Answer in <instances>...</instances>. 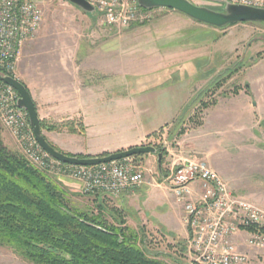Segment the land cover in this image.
<instances>
[{"label": "rangeland", "instance_id": "1", "mask_svg": "<svg viewBox=\"0 0 264 264\" xmlns=\"http://www.w3.org/2000/svg\"><path fill=\"white\" fill-rule=\"evenodd\" d=\"M32 1L38 5L42 12V21L34 36V38L37 37L40 30L38 36L40 38L38 44L42 45L38 51L40 57L47 58L53 54L63 53L64 58L74 59L76 58L75 53L78 45L83 48L85 46V56L82 57L78 52L77 58H83L87 62L89 61L90 64H101L100 74L102 80L109 77L108 75H112L118 81V98L116 102H114V99L111 102H105L109 101L108 99L103 100V111L109 108L113 111L112 114L103 112L105 118H117V120L127 118L126 114L120 115L119 110L122 107L129 106L133 101L129 89L132 82L141 80L144 74L152 69L151 65L155 64L160 57L168 58L170 63L180 64L181 62L183 64L189 62L185 65L196 66L195 76L202 79L192 91L194 100L192 101L193 107L191 110L171 122V127H175L173 133L168 134L167 129L164 131L163 127H160L149 136V141L141 144L157 145L155 146L157 151L162 152V150H165L162 166H158L155 154L151 155L152 157H150L148 163L144 162L143 165L148 168L145 173V183H148L149 186L145 185L146 188L156 187L165 177L159 175V170L162 168L165 171L164 173L167 174L172 162L176 163L180 159H203L217 173L215 165L224 168V172L231 178L238 181L239 179L242 180V183L245 184L243 186L245 191L256 192L258 190L256 184L262 187V191L264 190V177L259 178L260 174H264V147L258 145L260 141L264 144V22L235 23L218 28L196 22L182 13L168 8H152V11L146 12L148 14L145 13L149 16L147 19L132 22L124 28H114L106 25L96 10L92 13H86L66 0ZM190 1L195 5L205 6L216 11H222L224 7L223 4L212 0ZM62 44H67V46L61 51L58 46ZM54 47L55 49H52ZM165 47L166 49H164ZM159 48L163 49L161 52L163 55H159L161 54L158 51ZM191 60L194 64L190 62ZM246 84L249 85L250 90L246 88ZM235 88L237 94L249 90V98L245 103L248 110L254 108V114L241 115L239 121L244 122L247 126L246 138L247 135H251V138H249L251 140H248L243 148H237L236 146L219 147L215 148V151L218 150L219 153L207 155L206 140L203 138L204 133L199 131L203 129L201 125L207 114L210 113L207 108L219 102L221 114L225 117L228 116L229 122H233L234 117L231 112L234 108L240 106L241 101L245 98L235 97L236 94L233 93ZM199 98H201V102L206 104V107L200 104ZM251 102L255 106H252ZM229 112L231 114L227 115ZM152 118V116L144 118L147 123L136 129L138 131L141 128L142 130L151 129L153 127ZM126 125V123H118L117 130L101 133V136L96 140L91 138L85 143L82 139L77 138L72 143L89 151L99 150L106 145L110 152H99L97 154L106 155L115 152L116 150L112 151V149L118 148L120 143L127 139ZM59 128L61 127L59 126L54 131H59ZM78 128L79 130L76 131L80 133L81 128L79 125ZM0 129L3 142V138L6 139L4 144L11 150L18 152L31 164L20 150V147L9 142L6 132H4L5 129L1 125ZM252 132L254 136H252ZM133 133L137 132L134 131ZM231 134L234 135V133ZM64 137L61 136V138ZM228 139L231 138L228 137ZM221 151L230 154V161L223 163L220 161L221 159H218ZM239 156L244 157L238 160ZM210 158H214L215 161L212 162ZM40 171L65 188L69 194L71 206L79 210H96V203L98 202L102 203L103 206L108 203L111 204V202L115 203L113 200L109 202L107 199L110 196L106 194L101 197H94V194L83 193L80 184L75 180L48 174L44 170ZM219 176L221 175L219 174ZM168 190L169 188L165 189L166 192ZM170 192H168L167 197L174 205V210L169 212L162 210L160 213V210H154L151 206L150 208L153 211H158V214H165L168 218L167 223L173 221L175 226L180 229H173L171 233L167 232L168 229H165L166 227H163L161 223L157 222L154 225L147 223L143 226L146 235V246L148 251L165 253L167 257H163V259L171 264H188L189 257L187 253L181 251L182 245L185 244L184 239L180 237L182 206L176 201L173 192ZM169 193L172 195L169 196ZM239 195L244 198L247 197ZM156 196L159 197L160 201L161 196L159 194H156ZM137 200V197H135L132 202V206L135 208L138 205ZM247 200L252 202L250 199ZM139 211L138 214L135 213L136 216H133L138 219L134 220L138 224L146 218L143 215V210ZM130 218L132 217L130 216ZM158 218L165 221L164 217L158 216ZM128 226L136 232L140 227L137 225L136 227ZM0 264L33 263L16 255L10 248L0 245Z\"/></svg>", "mask_w": 264, "mask_h": 264}, {"label": "crops", "instance_id": "2", "mask_svg": "<svg viewBox=\"0 0 264 264\" xmlns=\"http://www.w3.org/2000/svg\"><path fill=\"white\" fill-rule=\"evenodd\" d=\"M39 32L37 37L26 41L22 46L16 62V72L19 80L26 86L34 101L39 119L46 124L63 125L59 128V131L42 129V133L47 140L52 142L62 152L83 156L97 155L99 152H110V149H108L106 145L99 150L89 151L88 149L82 148L80 145H74L72 141L77 140V138L82 139L85 143L91 138L96 140V138L101 136V133L115 130L118 123L127 124L125 127L127 139L122 141L118 148L112 149V151L141 145L145 141H149V136L160 127H163L162 129L164 131L167 129L168 134L173 133L175 127H171V122L181 115L188 113L193 107L192 101L194 98L192 96V91L202 79L199 76H195L196 66L194 65L193 67V65L190 64L185 65L189 62L183 64L181 62L180 64L170 63L168 58L160 57L155 64L151 65L152 69H149L141 80L132 82L129 89L133 101L129 106L122 107L119 110L120 115L126 114L127 118L124 120L105 118L103 117V112L112 114L113 111L110 110V108L103 111V100L108 99L109 101L105 102H111L112 99H114V102H116L118 98V81L116 78L112 75H108L109 77H105L104 80H102L100 74L101 64H90L89 61L87 62L83 58H77L78 52L82 57L85 56V46L83 48L81 45H78L75 53L76 58L74 59L64 58L63 53L57 55L53 54L47 58L40 57L38 51L41 49L42 45L40 43V45L38 44L40 39L38 38ZM66 46L67 44H62L58 46V49L62 51ZM52 49H55V47ZM159 49L158 51L161 53L163 49ZM164 49H166V47ZM169 50L171 49L169 48ZM159 55H163V53ZM190 62H192V60ZM245 86L249 89L248 84ZM249 90L246 92H239L235 95V97L241 96L246 99L244 98L240 106L232 110L231 113L234 117L233 122H229V117L227 116L231 114L230 112L226 115L227 117L221 114L219 102L207 108V111L210 110V113L209 115L207 114L205 121L201 125L203 129L199 130L204 133L203 138L206 140L207 155L219 153L218 150L215 151V148L219 147L236 146L237 148H243L247 144V141L251 140L249 139L251 135H247L246 138V132L248 131L247 126L244 122L239 121L241 120V115L243 116L247 113L254 114V108L248 110L245 103L247 98H249ZM251 103L252 106H255L253 102ZM149 116L153 117V127L145 130L141 128V130L138 131L136 128L145 125L147 121H144V118ZM78 125L83 132L79 133L76 131L79 130ZM73 129L75 132H71ZM134 131L137 133L134 134ZM4 132H6L9 142L13 145H17L6 129ZM231 133H234V135ZM61 136L65 137L61 138ZM252 136H254V133ZM228 137L231 139L229 140ZM3 139L5 142L6 139ZM258 145L264 147L262 141H260ZM151 155L152 154H144L141 159L138 160V163L145 167L143 164L145 161L147 163L150 161ZM219 156L218 159H221L220 161L223 163L230 161V154L226 151H221ZM243 157L244 156H239L238 160L243 159ZM210 159L212 162L215 161L214 158ZM215 168L227 182L229 187H232L231 190L234 193L247 196V199H250L253 203L264 209V190L262 191V187L259 186V184H256V187H258L256 192L251 193L250 191H245L243 187L245 184L242 183V180L239 179L238 181L231 178L224 172V168L221 166L218 167L215 165ZM263 177L264 174H260L259 178ZM145 185L149 186L148 183H143L134 190L123 193L118 198L108 197L107 200L109 202L113 200L115 203H108L104 208L115 210L123 218L125 224L133 227H136V225L144 226L147 223L154 225L158 222L159 224L161 223L163 227L165 226V229H168L167 232L172 233L173 229H180L175 226L173 221H170L168 224V218L165 214H158V211H153L150 208L151 206L154 210H160V213L162 210L165 212L174 210V205L167 197L171 189L169 188L168 192H166L165 189L168 187L164 185L163 187L161 184H157L156 187L148 188H146L147 186ZM190 187L194 194H199L201 192L200 180L192 181ZM259 189H261V191H259ZM170 193H172V191ZM170 193L169 196L172 195ZM156 194L161 196L160 201ZM102 195L104 196L105 194L97 193L94 194V197H101ZM135 197L138 199L136 208L132 206ZM140 204L142 209L140 208ZM139 210H143V215L146 217L145 220L140 221V224L135 223L134 220L136 221L138 219L133 217L134 215L136 216L135 213L138 214L140 212ZM130 216L132 218H130ZM158 216H161V218L164 217L166 222L159 220ZM130 220L133 221L131 222ZM180 237L184 239L186 245L187 230L183 225L180 231ZM242 237L243 235L240 234V236L236 238V243L241 250L249 254V262L247 264H264V248L261 250L248 248L244 245Z\"/></svg>", "mask_w": 264, "mask_h": 264}, {"label": "built area", "instance_id": "3", "mask_svg": "<svg viewBox=\"0 0 264 264\" xmlns=\"http://www.w3.org/2000/svg\"><path fill=\"white\" fill-rule=\"evenodd\" d=\"M86 1L106 25L114 28L145 20L149 17L146 12L164 8L144 9L136 0ZM224 1L264 8V0ZM41 21L42 12L32 0H0L1 74L18 79L16 62L20 50L27 40L34 38ZM17 99L15 89L0 81V125L36 168L77 181L83 193H102L112 198L145 183L148 168L133 156L92 166L71 165L50 157L35 141L28 115L17 106ZM194 180L201 182V192L197 195L190 187ZM158 184L170 188L182 206L180 220L187 230L188 264H247L249 254L236 243L240 234L248 248H264V209L234 193L205 160L172 162Z\"/></svg>", "mask_w": 264, "mask_h": 264}, {"label": "trees", "instance_id": "4", "mask_svg": "<svg viewBox=\"0 0 264 264\" xmlns=\"http://www.w3.org/2000/svg\"><path fill=\"white\" fill-rule=\"evenodd\" d=\"M59 126L40 120L41 130ZM164 156L162 150L161 166ZM96 205L90 211L71 206L67 190L8 148L0 129V245L33 264H171L165 253L148 251L143 226L136 232L115 210Z\"/></svg>", "mask_w": 264, "mask_h": 264}, {"label": "water", "instance_id": "5", "mask_svg": "<svg viewBox=\"0 0 264 264\" xmlns=\"http://www.w3.org/2000/svg\"><path fill=\"white\" fill-rule=\"evenodd\" d=\"M79 7L86 13H92L95 8L86 0H66ZM137 4L144 9L164 7L193 19L196 22L213 27H225L232 23L264 22V8L244 4L230 3L224 0H212L224 5L222 11H216L205 6L195 5L190 0H136ZM0 81L10 85L18 94L17 106L26 111L32 134L40 148L50 157L71 165L92 166L107 163L113 160L139 154H155L158 166L161 163L162 152L150 144L131 146L127 149L118 150L106 155L77 156L69 155L57 150L45 138L40 127V119L34 101L26 86L16 78L3 75L0 72Z\"/></svg>", "mask_w": 264, "mask_h": 264}]
</instances>
